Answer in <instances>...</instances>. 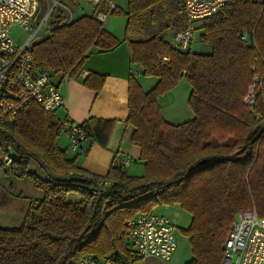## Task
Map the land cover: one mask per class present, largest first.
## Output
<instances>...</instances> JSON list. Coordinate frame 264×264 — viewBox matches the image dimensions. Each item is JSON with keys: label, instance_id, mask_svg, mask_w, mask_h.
<instances>
[{"label": "trees", "instance_id": "1", "mask_svg": "<svg viewBox=\"0 0 264 264\" xmlns=\"http://www.w3.org/2000/svg\"><path fill=\"white\" fill-rule=\"evenodd\" d=\"M108 1L68 22L57 15L29 46L38 67L59 80L77 77L91 49L117 47L120 40L97 18ZM183 7L184 0H128L123 10L130 63L157 77L148 90L128 79L126 122L143 174L128 173L118 160L104 175L87 172L57 145L56 111L35 102L0 132V155L15 152L7 170L43 192L19 226L0 225V264H78L111 251L128 257L127 220L176 203L191 214L181 229L193 255L187 264H220L237 213L254 208L264 217V2L238 0L201 19L199 40L211 46L208 53L180 50L165 38L187 24ZM118 12L115 6L109 14ZM182 76L193 116L170 123L157 98ZM104 78L90 72L83 84L98 91ZM110 123L91 117L79 125L86 139L105 145ZM71 193L78 199L68 200Z\"/></svg>", "mask_w": 264, "mask_h": 264}, {"label": "built area", "instance_id": "2", "mask_svg": "<svg viewBox=\"0 0 264 264\" xmlns=\"http://www.w3.org/2000/svg\"><path fill=\"white\" fill-rule=\"evenodd\" d=\"M52 1V7L49 8V0H46L44 6L40 8L36 0H0V132L4 131L6 124L13 121L30 102L37 103L46 111H56L64 104V98L54 81V76L48 70L38 67L34 56L29 52L31 40L37 30L47 21V17L54 11L56 5L61 4V0ZM236 1L238 0H184L183 8L188 22L172 34V44L175 48L186 50L193 39L197 20ZM252 1L259 4L264 2V0ZM89 2L95 8L101 0H89ZM62 6L67 11L63 12L65 21L72 20L74 12L64 4ZM106 6L110 12L116 5L108 1ZM36 18L41 19L32 35L22 45H16L11 36V29L16 26L27 29L29 23ZM97 18L103 22L106 20V14L100 10ZM245 37V33L241 35L242 39ZM140 73V70L133 71L134 76ZM252 89L253 87L251 92ZM253 99L251 95L247 98V102L251 103ZM61 121L62 131L68 137L69 148L78 150L86 139L84 129L79 123ZM13 159L10 153L0 155L1 164L7 168H10ZM126 164L127 161L120 163L121 167ZM93 192L97 194L99 190L95 189ZM125 231L129 239V253L138 259L155 257L169 260L177 247L175 225L165 215L153 210L139 213L127 220ZM121 259L120 253L111 251L105 256L87 254L77 263L120 264ZM220 264H264V217L259 216L254 208L237 213L225 240Z\"/></svg>", "mask_w": 264, "mask_h": 264}, {"label": "crops", "instance_id": "3", "mask_svg": "<svg viewBox=\"0 0 264 264\" xmlns=\"http://www.w3.org/2000/svg\"><path fill=\"white\" fill-rule=\"evenodd\" d=\"M76 16L74 15V17ZM81 65L82 69L77 77L54 79L64 98V104L56 110V113L60 120H69L75 123H83L91 117L110 120L111 123L107 127L108 138L106 144L101 145L98 141L88 137L81 143L78 150H72L68 146L69 141L66 133L62 131L64 135L57 137V145L66 150L68 158H74L76 164L89 173L104 175L114 160H118L120 163L127 161L124 166L127 171L132 162L140 163L137 162L140 161V147L131 142L130 137L133 127L126 122L128 115V79L129 76H134L133 71L135 69L134 64L130 63L129 46L126 41L120 40L117 47L111 50L99 52L93 48ZM90 72L102 74L105 77L104 83L98 91H94L83 84V79ZM139 75H135L137 80ZM156 81L147 84L152 87ZM138 82L140 83L139 80ZM140 85L143 88V83ZM167 92L164 94H167ZM164 94L157 98V102L160 105L163 117L168 122L180 123L193 116L188 100L187 102L184 100L174 111L169 110L164 115L163 106L158 101L163 98ZM16 200L12 207L19 208L18 212L22 215L20 221H23L30 201L23 206ZM179 205L178 203L163 204V206L159 205V210L154 208L153 211L165 215L170 222L183 229L189 225L191 214ZM0 225L5 226V224ZM120 254L122 258L120 264H187L193 257L189 238L185 235H181L177 239V247L169 260H161L155 257L138 259L131 256L129 252L128 257L123 253ZM97 264L104 263L99 262Z\"/></svg>", "mask_w": 264, "mask_h": 264}, {"label": "rangeland", "instance_id": "4", "mask_svg": "<svg viewBox=\"0 0 264 264\" xmlns=\"http://www.w3.org/2000/svg\"><path fill=\"white\" fill-rule=\"evenodd\" d=\"M38 1L40 8L41 6H44L46 0H36ZM114 4L118 7V13L109 14V9L105 5L102 9V12L106 14V20H104L102 23L104 26L109 29L113 34L119 39L124 40V32H125V24L126 23V17L123 14V10H126L127 8V1L128 0H113ZM61 4L66 5L76 16L78 14L87 13L90 14L95 9L94 5L89 2V0H61ZM61 4H57L54 11L49 14L47 17V21L42 24V26L37 30V33L31 40L37 41L38 39L44 37L49 32V27L52 26L55 23L56 16L59 13H66L67 11L63 9V6ZM53 1L49 0V8L52 7ZM47 9L43 13V15L46 13ZM43 10L41 11V13ZM43 17V16H42ZM41 17V18H42ZM37 19L29 23V27L27 29H24L22 27H13L11 29V36L13 37L16 45H22L26 40L29 39V37L32 35L33 31L37 28V24L40 22V19ZM201 24V20H197L196 22V29L193 32V39L190 42L189 48L192 51L195 52H202V53H208L211 51V46H208V44H205L199 40L200 36V28L198 26ZM173 33L171 31L167 32L165 34V38L170 40L172 39ZM135 70H141L137 65H134ZM54 79H57L56 75H54ZM157 77L152 75H144L140 74L138 80L140 81V84L143 83V89L147 90L151 87V85H148L147 83L155 82ZM153 86V85H152ZM189 83L185 76H182L178 82L172 87L171 90L167 92V94H164L163 98H160L158 100L163 108V114L165 115L167 111H174L175 108L180 106L184 100L187 102V99L189 98L190 93V87ZM60 135H64L63 132H61ZM10 154L14 157L15 152L11 151ZM1 161V160H0ZM140 163H134L132 162L130 167L127 168V172L134 175H141L144 173V165L141 161H137ZM7 167L1 164L0 162V224L5 226H19L22 221H20V215L19 214V208L12 207L14 201L21 203L23 206L28 201H33L39 198L43 197L42 190L36 188L32 182V180L25 176V177H17L13 174H11L10 171H8ZM137 170V171H136ZM137 172V173H136ZM136 173V174H135ZM68 200H77L78 195L75 193L68 194L67 196ZM16 208V209H14ZM155 210H159V205L154 206ZM23 218V217H21ZM23 220V219H22ZM175 234L176 239H178L181 235H184L181 232V229L179 226L175 225ZM186 236V235H185Z\"/></svg>", "mask_w": 264, "mask_h": 264}]
</instances>
